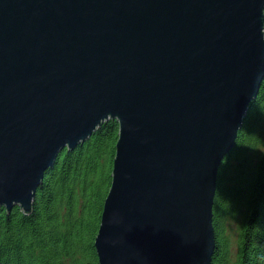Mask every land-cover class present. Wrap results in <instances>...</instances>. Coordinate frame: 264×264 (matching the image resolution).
<instances>
[{"label":"water","instance_id":"95a60500","mask_svg":"<svg viewBox=\"0 0 264 264\" xmlns=\"http://www.w3.org/2000/svg\"><path fill=\"white\" fill-rule=\"evenodd\" d=\"M264 79V0H0V211L119 122L99 264H212L222 161Z\"/></svg>","mask_w":264,"mask_h":264},{"label":"trees","instance_id":"16d2710c","mask_svg":"<svg viewBox=\"0 0 264 264\" xmlns=\"http://www.w3.org/2000/svg\"><path fill=\"white\" fill-rule=\"evenodd\" d=\"M119 122L109 119L44 175L30 213L0 211V264H99L95 238L112 183ZM212 264H264V79L218 173ZM239 224L236 249L228 222Z\"/></svg>","mask_w":264,"mask_h":264},{"label":"rangeland","instance_id":"374dc122","mask_svg":"<svg viewBox=\"0 0 264 264\" xmlns=\"http://www.w3.org/2000/svg\"><path fill=\"white\" fill-rule=\"evenodd\" d=\"M239 224L236 221H229L228 222V229H229V233L231 235L232 238V242H233V247L234 249H236L237 246V241H238V235H239Z\"/></svg>","mask_w":264,"mask_h":264}]
</instances>
